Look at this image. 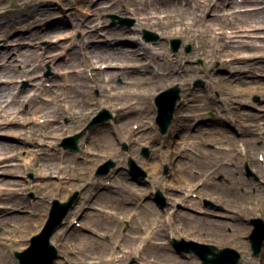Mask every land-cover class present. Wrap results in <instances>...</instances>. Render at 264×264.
I'll return each mask as SVG.
<instances>
[{"label": "rangeland", "instance_id": "374dc122", "mask_svg": "<svg viewBox=\"0 0 264 264\" xmlns=\"http://www.w3.org/2000/svg\"><path fill=\"white\" fill-rule=\"evenodd\" d=\"M114 1L116 0H64L62 5L54 1L50 6H45L42 2L36 4L33 8H23L22 0H6L3 4L4 7L0 4V13L9 10L7 14L0 15V31L6 33V38L0 41V53L4 52L5 46L17 47V49L15 52L11 51V57H8V61L3 60L1 64L5 63L20 71L22 69L20 59L24 55H22V52L27 48L36 53L45 52L46 55L63 52L57 62H64L70 55L79 52V45L86 44L89 40L100 43L101 40L105 39L106 32L113 28L135 29V35L139 42L145 41V43L151 45L159 44L162 46L167 58L175 54L171 50V38L175 37L182 40L179 51L185 53L192 52L197 45L194 40L190 41V33L188 32L164 36L161 32L166 29L162 26H139L137 17L131 13L119 11L116 6H112ZM37 8L39 11L37 16L43 18L41 23H37L31 29L14 26L15 21L30 18L33 9ZM113 14L133 19L134 23L131 25L119 24L118 19H116L117 23L113 25L111 18ZM226 21L228 22L230 19L226 18ZM94 25L99 27L98 32L94 37L87 38L85 32L91 30ZM222 26H225L226 34L230 35L231 30L228 24ZM54 29H58V32H53L50 34L51 36L45 34V32ZM145 29L156 32L159 39L153 42L147 41L144 38ZM31 32L41 33L31 36ZM58 35H66V37L59 39ZM53 42L56 43V47H51L55 44ZM70 43H74V48L64 49ZM76 43L78 44L75 46ZM114 43L108 42L102 47L106 50H113ZM101 44L103 43L101 42ZM188 45L191 47L190 50H187ZM48 60L43 63L40 72L46 80V85L54 79V64ZM168 65L170 64H164L163 69H167ZM193 65H195L194 69L188 67L187 70L180 72L182 74L181 81L168 80L165 77L163 81H167V83L160 86V91H162L178 83L182 88V98H186V101H184L186 104L184 103V106L182 104V107L177 108L175 114H178V116L181 112L188 114L182 116L179 122H175L173 119L172 124H174V127L171 128L170 126L164 134L159 132L158 127L153 132L144 126V123L148 120L147 115H151L147 111V98L139 106V108L141 106L146 107L143 112L138 111L136 105L117 110L115 104L120 102V96L109 97L107 89L101 91L98 88H93L88 96L89 105L93 104L95 108L93 115L76 117V115L67 114L62 110L60 119L63 125L65 124V128L75 129L73 134L82 132L78 140L80 148L77 152L66 149L61 145V139L56 148L61 147L64 149V151L59 149L58 152L62 153L64 157L66 156V167L62 172L57 173V175L51 174L45 180L39 181V179H36L40 176L36 170L38 163L27 169L21 167L19 171L15 172L16 174H13V177L10 176V178H15L19 182L18 188H20V191L19 194L15 195L16 198L27 204L30 209L34 208L35 211L43 213L47 211L48 215L42 224L37 222V215H31L30 222L32 221L33 225L28 224L26 232H20L19 237L11 239H9L10 235L4 231V228L10 227V225H0V243L2 244L0 246V264H18V258L14 254L15 251L26 248L30 244L31 236L41 231L44 223L49 218L52 199L58 198L64 201L76 190L80 191V197L76 202L78 206H75L76 208L69 212L66 217V224L62 225L60 232L56 233V231L51 237V241L58 247L61 255L54 264H85L86 258L107 257L108 255L112 256V253L118 257V260L110 264H143V259L150 262L155 260L156 262H151L152 264H173L171 260H168L167 254H170L180 264H203L197 254L193 252L182 254L177 251L172 243L173 238L170 234L176 235L180 239L183 238L181 233L186 235L190 232L187 230V220L178 221L177 216L172 215L173 220L180 222L179 225H177L178 222H159L162 225L159 227V231H163L164 236L153 235L146 238L145 233L150 226H153L151 214L144 206L137 207L140 203L133 204L137 201L152 204L154 201L150 196L157 197L155 192L161 191L164 196L168 192L166 183L169 179L177 180L180 177H187V175L194 182L196 179H203V183L198 185L195 183L196 185L191 191L195 200L197 195L202 196L198 204V207L202 208L199 210H221V204L217 200L213 198L206 200L205 198L209 197L210 199L211 196L217 197L220 194L232 198V191L234 193L237 190L247 192L257 198L253 202L249 200L246 205L248 213H246L247 216L243 219L242 224L240 221L229 219L226 215L223 216L220 213H215V217H211L203 214V211L201 213L198 211L199 215L203 214L208 220V222H205L206 225L203 226L205 230H196L198 236L195 238L191 236L186 239H193L200 243H212L223 248L226 246L234 248L242 254L239 264H264V248L260 255L253 256L248 238L253 228L251 218L262 217L264 219V162L261 163L258 159V154L264 155V125H259L264 122V70L247 71L249 62L243 60L225 63L221 59L214 60L205 57H198ZM5 74L1 73L0 70V82L5 83L11 79V81L19 83V87L28 85L27 76L23 72L12 78ZM199 79H203L205 84L195 85V82ZM120 80L117 78L115 84H120ZM145 88L151 90L152 85H145ZM189 94H191V98L188 99ZM127 99L126 104H131L132 100ZM103 108L109 109L118 116L114 115L115 120L125 117V120L130 123L135 121L139 126L133 132L130 131L124 143L117 145L116 159L109 156L114 152L109 148L94 149L98 153L93 156L83 146L85 137L94 136L97 130H109L106 123L110 119H106L104 125L99 122L87 128L94 115H97ZM247 112L250 116L247 115ZM252 115L258 116L260 119L258 122H253L256 127L247 125L253 119ZM205 118H209L208 125L202 122L198 123L199 120ZM230 125L236 129L230 127ZM28 126H30L29 123L24 127ZM143 127L146 128L148 134L141 131ZM203 127L211 128L212 131L219 130L222 134L227 132L232 134L233 137L224 138L223 135H219L217 132L207 134L206 131H203ZM0 130L2 131L3 128H0ZM116 132L117 134H108L107 138L115 140L117 137L120 139V131ZM136 133H142V135L136 139L134 137ZM165 137H167V142ZM0 139L9 141L7 137H1ZM176 140L182 142V145H178ZM162 143L174 144L172 152H169L168 149H162L160 145ZM124 144L127 145V148ZM143 146L149 147L148 156L142 153ZM242 147H244L243 152ZM49 149L52 150V148H48V151ZM99 152H106L108 155L102 156ZM129 157H133L146 170V177L129 172ZM109 159L114 160L116 165L111 168L107 175H97V168ZM180 160L184 162L185 168L176 167L177 161ZM155 161L160 164L159 170L156 172L152 169V164ZM12 162L20 163V159L14 157ZM166 165L169 169L165 174L164 168ZM247 167L250 168L251 173H249ZM138 178H141L139 180H142L143 186L146 187L152 182L158 188H155L154 193L135 195L129 191L125 185V180L129 183H137ZM144 178L147 180L145 181L146 184ZM36 181L43 183L44 187H33L32 185ZM103 181L108 182L109 187L104 188ZM200 189H202L203 194H200ZM130 201L131 205L128 204ZM167 201V206L163 209L170 206L171 200L168 198ZM226 205V202H222V206H224L222 208L226 209ZM177 206L179 207V203ZM135 207L136 209H134ZM178 207L176 208L179 209ZM112 208L119 211L117 218L112 217L109 213L101 215L104 213L102 210H111ZM132 209L136 210L138 215L130 218ZM119 216L126 219L124 221L120 220ZM73 220H76V223ZM86 224L88 226L83 227ZM84 236H88L89 239L83 243L81 238ZM160 241L168 243L166 245L157 243ZM126 249H130L131 252H126ZM81 250L82 252H77Z\"/></svg>", "mask_w": 264, "mask_h": 264}, {"label": "bare ground", "instance_id": "6f19581e", "mask_svg": "<svg viewBox=\"0 0 264 264\" xmlns=\"http://www.w3.org/2000/svg\"><path fill=\"white\" fill-rule=\"evenodd\" d=\"M5 1L0 0V4L3 6ZM54 1L62 5L64 0H22V5L23 8H33L36 4L43 2L45 6H50ZM221 1H114L112 6H116L119 11L135 15L139 26H162L166 29L161 32L164 36L183 32L190 33V41L194 40L197 43L193 51L190 53L177 51L173 56L168 58L165 56L162 46L159 44H147L145 41L139 42L135 35L136 30L126 28L108 30L105 34V39L101 40L103 44L89 40L86 44L79 45V52L70 55L64 62H57L63 52L48 55L45 52H37V54L35 51L27 48L22 52V55H24L20 59V64L22 65L20 71L5 63L1 64L3 60L8 61V57H11V51L15 52L17 49V47H4V52L0 53L1 73H6L5 75L12 78L13 76H19V73L23 72L28 79V85H22L21 87H19V83L11 81V79L5 83L0 82V128H3L2 131L0 130V138H9V141L0 139V225H10V227L4 228V231L10 235L9 239L19 237L20 232H26L28 224L33 225L32 221L30 222L31 215L38 216L37 222H40L39 224H42L48 215L47 211L43 213L35 211L34 208L30 209L27 204L16 198L15 195L19 194L20 191V188H18L19 182L15 178H10V176L13 177V174H16L15 172L19 171L21 167L26 169L31 168L36 163H38L36 170L40 175L36 179H39V181L45 180L51 174L57 175V173L64 170L67 164L66 156L64 157L62 153L58 152L59 149L63 151L64 149L60 146V148H56V146L61 139L73 134L75 129L71 127L65 128V124L63 125L60 119L62 115L60 113L63 110L67 114L76 115V117L93 115L95 108L93 104L89 105L88 97L91 89L98 88L101 91L107 89L109 97L120 96V102L115 104L117 110L136 105V109L143 112L146 110V107L143 108L141 106L139 108V106L147 98V111L151 115H147L148 120H146L144 126L154 132L158 127L156 122L157 108L154 100L161 89L160 86L167 83V81H163L164 78L181 81L182 74L180 72L187 70L188 67L194 69L195 65L193 64L198 57L214 60L221 59L225 63L243 60L247 63L249 62L247 71L254 69L258 71L264 70V0ZM8 11H3L0 15L7 14ZM38 13V8L33 9L30 18L15 21L13 24L18 28L31 29L32 26L37 25L39 22L41 23L43 20V18L37 16ZM226 18H229L230 21L227 22ZM226 23L231 30L230 35L226 34L225 26H222ZM98 30L99 27L94 25L91 30L85 32L86 37H94ZM53 32H58V29L50 30L45 32V34L51 36L50 34ZM40 33L31 32L30 35L36 36ZM58 36L59 39L66 37V35ZM5 38L6 33L0 31V41ZM108 42H115L113 50L103 49L102 45ZM123 43L128 45H124ZM51 47H56V43L51 45ZM66 47L64 49L74 48V43H70ZM47 59L54 64V79L48 85L45 84L46 80L43 74L40 73L43 63ZM167 63L170 65H168L167 69H163V65ZM117 78L121 79L120 84H115ZM149 84L152 85L151 90L145 88V85ZM190 96L191 94L187 98H191ZM151 97L152 99H150ZM127 98L132 100V103L129 105L126 104ZM184 101H186V98L183 97L177 103L178 109L182 107V104L183 106L186 104ZM244 113L246 114V112ZM187 115V113L181 112L180 116L178 114L175 115L174 120L175 122H179L182 116ZM247 115L250 116L249 112H247ZM251 117L253 119L247 125L256 127V124L253 122H258L260 119L254 115ZM121 119L115 120L112 118L107 123H102L103 125L106 123L109 128L108 131L97 130L94 136L85 137L83 146L86 151L94 156L98 153L94 149L109 148V150L114 151L109 156L116 159L117 145L124 143L130 131L133 132L134 129H138L139 127L136 126L137 122L135 121L130 123L128 120H125V117ZM208 120L209 118H205L204 120H199L198 123L202 122L208 125ZM28 123L30 126L24 127ZM259 125H264V122H261ZM172 127H174V124H172ZM230 127L233 126L230 125ZM116 131H120V139L117 137L115 140L107 138L108 134H117ZM141 131L148 134L145 127ZM203 131H206L207 134L217 132L219 135H223L224 138L233 137L232 134H228L227 132L226 134H222L219 130L212 131L211 128L203 127ZM141 135L142 133H136L134 137L137 139ZM166 139L167 137H165V141ZM176 142L178 145H182V142H178L177 140ZM160 145L162 149H168L169 152H172L174 148V144L171 143H162ZM47 147L52 148V150L49 149L48 151ZM243 151L244 147H242ZM60 154L62 155L61 157ZM99 154L102 156L108 155L106 152H99ZM14 157H18L20 163L12 162ZM253 157L255 156L253 155ZM152 165V169L155 172L159 170L160 164L157 161ZM176 167L180 169L185 168L184 162L182 160L177 161ZM139 179L141 178H138L137 183H129L125 180L127 188L135 195L154 193L155 188H158L152 182L145 187L143 186V182H141L142 180ZM143 180L144 182L147 181ZM103 182L104 188L109 187L108 182ZM202 182L203 179H196L194 182L188 175L187 177H180L177 180L169 179L166 183L168 192L165 195L171 201L170 206L166 209L159 206L160 201L155 196H150L154 201L152 204L140 201L133 203L134 205L140 203L137 207L144 206L151 214L153 226H150L145 233V237L153 235L164 236L163 231H159V227L162 226L159 222L167 223L169 221L168 223H170L187 220L189 225L185 223L188 228L187 230L190 232L186 234V237L194 236L195 238L199 235L196 230L204 231L203 226L206 225V221L208 222L203 214L215 217V213H220L223 216L226 215L229 219L236 220L237 222L240 221L242 224L243 219L247 216L246 213H248L246 205L249 200L253 202L257 197L247 192H239L237 190L234 193L232 191L233 199L225 197L226 195L224 194L210 197V199L213 198L221 204V210H199L202 208L198 207L202 196L198 195L195 200L191 191L196 184L198 185ZM32 186L44 187V184L36 181ZM200 194H203L202 189H200ZM222 202L227 203L226 209L222 208L224 207L222 206ZM178 203L184 205L185 210L177 209ZM239 203L240 207L238 208ZM128 204L131 205V201ZM198 211L200 213L203 211V214L199 215ZM102 212L104 213L101 215L109 213L112 217L117 218L119 211L112 208L111 210L104 209ZM136 215H138V212L132 209L130 218ZM172 215L177 216L178 221L173 220ZM120 218L123 221L126 219L123 216ZM75 221L73 220V222ZM179 224L180 222L177 223V225ZM87 226L88 224L83 225V227ZM60 230L61 227H57V232H55L59 233ZM170 236L175 237L173 234H170ZM88 239V236H84L81 238V242L84 243ZM157 243L166 245L168 242L160 241ZM0 246H2L1 243ZM77 252L80 253L82 250ZM126 252H131V250L126 249ZM111 255L107 257L102 256L101 258H86L85 264H110L113 261L116 262L118 260L117 256L113 253ZM167 258L173 264H180L170 254H167ZM143 260V264L156 262L155 260H151V262L149 260L145 261L146 259Z\"/></svg>", "mask_w": 264, "mask_h": 264}, {"label": "water", "instance_id": "95a60500", "mask_svg": "<svg viewBox=\"0 0 264 264\" xmlns=\"http://www.w3.org/2000/svg\"><path fill=\"white\" fill-rule=\"evenodd\" d=\"M116 15H112V18H116ZM120 23L131 25L133 20L125 19L119 17ZM115 21H113V24ZM145 37L148 40L158 39L156 33H151L150 31H145ZM181 45V40L174 38L171 40V46L173 51H177ZM190 46L188 47V50ZM202 80H198L197 83H202ZM180 87L175 85L166 91L162 92L157 98V104L159 107L158 123L161 126V131L165 132L170 125L172 120L176 103L180 98ZM111 116V113L104 109L100 114L88 125V128L93 126L95 123L104 121ZM79 134L66 139L64 145L70 147L73 150H78L77 138ZM144 153L148 154V149H144ZM129 164L134 172H139L138 165L134 160L130 159ZM115 165L113 160H109L107 163L102 165L97 174H106L112 166ZM78 196V192H75L68 201L59 202L54 200L52 204V209L50 211V217L44 226L43 230L31 240V245L23 250L17 251L15 255L19 258V264H53L55 258L57 257V249L50 242V237L54 230L62 224V221L69 209L73 206L74 201ZM252 223L254 224V229L250 234V239L252 242L253 254L258 255L261 252L262 246L264 245V220L261 218H253ZM184 245L182 248L186 251L196 252L203 260V264H238L240 260V253L230 247H225L218 249L217 246L211 244H202L198 242H186L181 241ZM212 254V256H210Z\"/></svg>", "mask_w": 264, "mask_h": 264}]
</instances>
